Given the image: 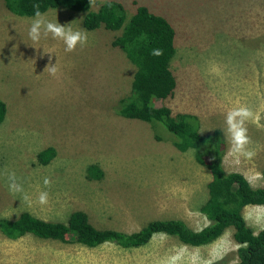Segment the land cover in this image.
Segmentation results:
<instances>
[{
    "label": "rangeland",
    "instance_id": "obj_1",
    "mask_svg": "<svg viewBox=\"0 0 264 264\" xmlns=\"http://www.w3.org/2000/svg\"><path fill=\"white\" fill-rule=\"evenodd\" d=\"M122 2L129 17L139 4L146 5L176 28L171 65L177 86L157 105L173 114L197 115L202 133L223 132L226 113L234 107L253 111L256 119L247 128L256 156L241 157L235 165L223 132L224 166L243 173L254 187L264 186V0ZM44 13L53 22L86 31L88 43L71 53L51 36L33 45L28 32L34 16L14 13L0 0V98L8 106L0 125V217L13 219L28 210L66 221L81 209L96 227L127 232L155 218L183 219L194 229L207 225L199 210L211 177L207 167L179 150L164 126L118 113L136 69L112 43L121 31L87 29L83 13L66 7ZM49 63H57L56 76L44 72ZM158 132L164 137L158 139ZM50 145L56 157L39 164L35 154ZM91 163L103 169L101 179L86 177ZM12 172L31 204L9 190ZM45 177L52 181L49 188ZM41 191L49 192L47 205L38 202ZM243 214L255 231L264 228V205H248ZM233 234L228 228L202 246L156 234L143 247L123 248L113 242L87 247L66 237L11 240L0 232V264H173L172 257H178L174 264H211L227 255L234 262L239 244Z\"/></svg>",
    "mask_w": 264,
    "mask_h": 264
},
{
    "label": "trees",
    "instance_id": "obj_2",
    "mask_svg": "<svg viewBox=\"0 0 264 264\" xmlns=\"http://www.w3.org/2000/svg\"><path fill=\"white\" fill-rule=\"evenodd\" d=\"M4 3L12 12L26 16H34V5L37 4L42 13L51 8L66 7L83 13V24L87 29L120 30L112 43L125 52L136 69L130 83L131 93L120 100L118 113L127 118L155 122L161 128L164 126L170 132L173 144L183 152H191L199 164L207 167L211 177L207 183V198L199 206L209 223L201 229H194L179 218L151 219L131 232L98 228L86 211L77 209L66 221L46 220L28 210L13 219L0 217V232L11 240L26 236L43 240L66 237L87 247L113 242L123 248H139L147 245L156 234L174 236L187 245L202 246L212 243L232 227L234 239L239 244L234 255L236 261L230 262L234 257L227 255L211 264H264V228L255 231L243 214L248 205H264V186L254 187L243 173L226 170L225 138L220 129L202 133L197 115L173 114L170 107L157 105L172 95L177 86L171 65L177 53L176 28L172 22L141 4L129 17L122 0L104 3L96 0L98 8H93L90 0H4ZM153 49H162L163 55H152ZM7 111V103L0 98V125L5 121ZM161 137L158 132L157 138ZM56 154V148L50 145L39 150L35 157L39 164L47 165ZM103 176L104 171L97 163L87 166L88 179Z\"/></svg>",
    "mask_w": 264,
    "mask_h": 264
},
{
    "label": "clouds",
    "instance_id": "obj_3",
    "mask_svg": "<svg viewBox=\"0 0 264 264\" xmlns=\"http://www.w3.org/2000/svg\"><path fill=\"white\" fill-rule=\"evenodd\" d=\"M101 3L106 0H100ZM90 5L95 6L96 0H90ZM110 6V5H109ZM36 11L34 18L31 20L29 28V38L33 42L38 43L42 38L47 39L51 36L55 40L62 41L65 45L66 52H75L78 47L83 48L88 43V34L83 30H73L69 25L65 26L59 22H53L47 18L46 13H42L39 9L40 6L34 5ZM32 45V46H33ZM152 55H163L162 49H153ZM57 63L46 67L44 72H49L52 76H56L58 69ZM256 119L253 111L247 106H238L230 109L226 113L225 124L226 128L223 130L226 139L230 145L228 150V156L233 157V163L239 165L241 157L246 160H252L256 156V152L250 149L252 144L251 137L248 134L247 123ZM9 190L12 193H21L22 203L31 204V199L27 193L24 192L23 186L17 181V177L14 172L8 175ZM44 186L46 188L51 187L52 181L49 177L44 178ZM38 202L41 205H47L49 203V192L41 191L38 196ZM178 257H172L173 264Z\"/></svg>",
    "mask_w": 264,
    "mask_h": 264
},
{
    "label": "bare ground",
    "instance_id": "obj_4",
    "mask_svg": "<svg viewBox=\"0 0 264 264\" xmlns=\"http://www.w3.org/2000/svg\"><path fill=\"white\" fill-rule=\"evenodd\" d=\"M127 60V59H126Z\"/></svg>",
    "mask_w": 264,
    "mask_h": 264
}]
</instances>
